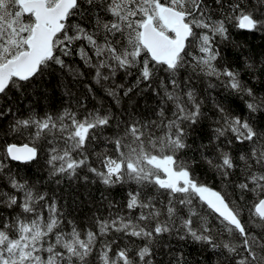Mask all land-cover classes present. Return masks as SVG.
<instances>
[{"label": "snow or ice", "instance_id": "snow-or-ice-1", "mask_svg": "<svg viewBox=\"0 0 264 264\" xmlns=\"http://www.w3.org/2000/svg\"><path fill=\"white\" fill-rule=\"evenodd\" d=\"M261 203L264 0H0V264H264Z\"/></svg>", "mask_w": 264, "mask_h": 264}, {"label": "water", "instance_id": "water-1", "mask_svg": "<svg viewBox=\"0 0 264 264\" xmlns=\"http://www.w3.org/2000/svg\"><path fill=\"white\" fill-rule=\"evenodd\" d=\"M174 20H175L174 17L167 16V14H165V18H162L161 21L163 22V25H165L169 21L174 22ZM161 35H162V33H161ZM166 40H167V37H164L163 40L156 41V43L159 44L160 46H164ZM168 167L170 168L171 165L169 164ZM197 191L201 195V198L205 199L209 203V206L214 208L224 219H226L230 222H233V223L235 222L231 211L225 205L224 200L221 199V197L218 193L212 192L209 190H197ZM256 211L259 214L264 215V203L258 204L256 207Z\"/></svg>", "mask_w": 264, "mask_h": 264}, {"label": "trees", "instance_id": "trees-1", "mask_svg": "<svg viewBox=\"0 0 264 264\" xmlns=\"http://www.w3.org/2000/svg\"><path fill=\"white\" fill-rule=\"evenodd\" d=\"M156 167H160V165H156V163H154L153 169H155ZM161 170L163 169L161 168ZM200 171L201 178L206 180L207 183L212 184L213 187L218 188L219 193L223 194V197L232 204L233 208H236L238 210L240 208L247 209V201H240L241 193L233 186V182H218L215 180L211 172H205L203 169H201ZM233 180H235V177L233 178Z\"/></svg>", "mask_w": 264, "mask_h": 264}, {"label": "rangeland", "instance_id": "rangeland-1", "mask_svg": "<svg viewBox=\"0 0 264 264\" xmlns=\"http://www.w3.org/2000/svg\"><path fill=\"white\" fill-rule=\"evenodd\" d=\"M161 23H162V21H161ZM162 25H163V23H162ZM160 165V167L163 169V167H162V165H161V163L160 162H156V165Z\"/></svg>", "mask_w": 264, "mask_h": 264}]
</instances>
